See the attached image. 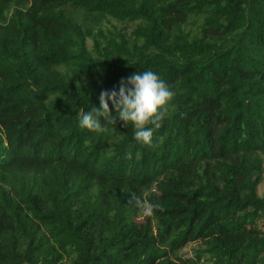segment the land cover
Instances as JSON below:
<instances>
[{"label": "trees", "instance_id": "16d2710c", "mask_svg": "<svg viewBox=\"0 0 264 264\" xmlns=\"http://www.w3.org/2000/svg\"><path fill=\"white\" fill-rule=\"evenodd\" d=\"M144 70L152 146L78 127ZM263 183L264 0H0V264H264Z\"/></svg>", "mask_w": 264, "mask_h": 264}, {"label": "clouds", "instance_id": "9594fccd", "mask_svg": "<svg viewBox=\"0 0 264 264\" xmlns=\"http://www.w3.org/2000/svg\"><path fill=\"white\" fill-rule=\"evenodd\" d=\"M174 93L169 86L151 70L137 71L122 80L118 89L101 91L99 108L91 107L82 112L77 120L80 129L100 131L103 123L119 120L131 126L132 139L140 145L152 146L154 131L161 127L166 116V106ZM109 104L115 115L110 114ZM131 159L132 153H126ZM151 206L147 210H150Z\"/></svg>", "mask_w": 264, "mask_h": 264}, {"label": "rangeland", "instance_id": "374dc122", "mask_svg": "<svg viewBox=\"0 0 264 264\" xmlns=\"http://www.w3.org/2000/svg\"><path fill=\"white\" fill-rule=\"evenodd\" d=\"M260 194L264 195V183H263V185L260 188ZM190 249H191L190 246H188L186 249H184V251L182 253L187 255V256L188 255L190 256Z\"/></svg>", "mask_w": 264, "mask_h": 264}]
</instances>
